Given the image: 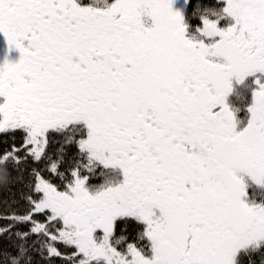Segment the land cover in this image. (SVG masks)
I'll return each mask as SVG.
<instances>
[{
    "label": "snow or ice",
    "instance_id": "6c2138e0",
    "mask_svg": "<svg viewBox=\"0 0 264 264\" xmlns=\"http://www.w3.org/2000/svg\"><path fill=\"white\" fill-rule=\"evenodd\" d=\"M0 264H264V0H0Z\"/></svg>",
    "mask_w": 264,
    "mask_h": 264
},
{
    "label": "flooded vegetation",
    "instance_id": "af4514ba",
    "mask_svg": "<svg viewBox=\"0 0 264 264\" xmlns=\"http://www.w3.org/2000/svg\"><path fill=\"white\" fill-rule=\"evenodd\" d=\"M5 48V43L2 37H0V52H2Z\"/></svg>",
    "mask_w": 264,
    "mask_h": 264
}]
</instances>
